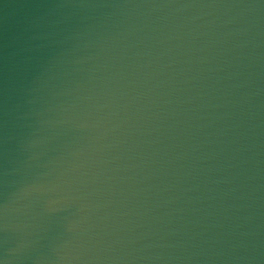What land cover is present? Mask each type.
Here are the masks:
<instances>
[{
	"label": "water",
	"instance_id": "obj_1",
	"mask_svg": "<svg viewBox=\"0 0 264 264\" xmlns=\"http://www.w3.org/2000/svg\"><path fill=\"white\" fill-rule=\"evenodd\" d=\"M2 264H264V0H0Z\"/></svg>",
	"mask_w": 264,
	"mask_h": 264
},
{
	"label": "clouds",
	"instance_id": "obj_2",
	"mask_svg": "<svg viewBox=\"0 0 264 264\" xmlns=\"http://www.w3.org/2000/svg\"><path fill=\"white\" fill-rule=\"evenodd\" d=\"M0 264H2V262H0Z\"/></svg>",
	"mask_w": 264,
	"mask_h": 264
}]
</instances>
